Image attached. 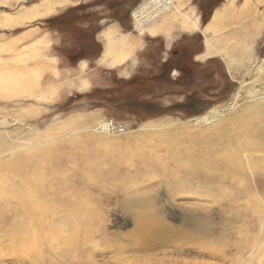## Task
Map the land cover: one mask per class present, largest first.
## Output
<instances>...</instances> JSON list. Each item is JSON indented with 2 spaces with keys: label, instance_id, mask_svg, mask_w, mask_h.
Listing matches in <instances>:
<instances>
[{
  "label": "rangeland",
  "instance_id": "obj_1",
  "mask_svg": "<svg viewBox=\"0 0 264 264\" xmlns=\"http://www.w3.org/2000/svg\"><path fill=\"white\" fill-rule=\"evenodd\" d=\"M40 1L0 0V75L34 71L57 92L53 102L0 94V119L12 121L0 128V180L47 194V209L33 212L47 227L34 220L11 235L16 246L5 235L0 264H34L38 253L43 264H264V150L239 152L234 123L264 120L255 69L264 1L234 10L228 0H186L202 24L192 32L172 19L156 35L138 31L135 11L150 0H71L44 19L3 24ZM216 12L217 53L202 62L203 26ZM110 30L132 46L115 69L101 61ZM214 108L221 117L206 125ZM74 115L84 118L64 127Z\"/></svg>",
  "mask_w": 264,
  "mask_h": 264
},
{
  "label": "bare ground",
  "instance_id": "obj_2",
  "mask_svg": "<svg viewBox=\"0 0 264 264\" xmlns=\"http://www.w3.org/2000/svg\"><path fill=\"white\" fill-rule=\"evenodd\" d=\"M253 1H255V3H261L264 0H247L245 3L242 4V6L241 5L240 6L243 7L244 10L248 9L249 7H252L255 5V3L253 4ZM70 2H71V0H41L38 4L36 3V5L30 7L28 10H25V11L23 10V12H20L19 15L7 16L6 18H4L3 24L5 26L12 28L15 26H19V24H22L25 22L28 23V22H33V21L39 20V19H44L45 17L56 13L58 11V9L63 8L64 6L68 5ZM184 2L186 3V0H150L147 4H145L144 6L140 7L139 9H137L135 11V21L137 23L136 24L137 30L140 32H143V33L147 32L150 35H156L163 28L165 29L167 24L171 21L170 19H172L174 21H178L180 23V26L189 32L199 31L202 27V24L199 22V17L196 15L195 9H193V8H190V10H188L189 8L186 9ZM237 3H238V0H228L227 9H230L231 7H233L234 10L237 9V5H238ZM219 12H216L215 15L213 16V18H211L212 20L207 25L203 26V31H204L203 33L208 38L206 40V51L202 55L197 57L202 62H205L209 56H213L217 53V49L214 46V43L211 42L212 39L209 36L212 34H216L219 31L218 30L219 29V27H218L219 16L221 14ZM33 36H34V33L29 32L22 38L26 39V38H31ZM105 37L107 39V46H106V50L104 52V55L101 59L102 63L111 69L121 67L126 62L128 57L130 56V53L132 51L131 43L127 39L126 35L121 34V33H119V34L113 33V31H111V30L107 31L105 33ZM41 44H43L42 41H40V40L37 41L33 45L32 51H34V50L36 51L37 47ZM255 69L259 75L264 76V64L263 63L259 66H256ZM14 71L15 70H13V72H10V71L8 73L6 72L7 76L6 75L5 76L0 75L1 76V78H0V80H1L0 81L1 82L0 83L1 84L0 94L4 99L6 98L7 100L15 101L18 98H21V97L26 98L29 96L31 98H36L37 101L41 100L44 102H53L55 100V97H57V92L55 90H53L52 88L44 89L41 86V84L39 82V78H40L39 73L34 72V71L22 72L23 70L22 71H15V72ZM245 86H246V84L242 83L241 88H243ZM89 88H90V85L86 81L81 82L79 85V91H88ZM255 108H256V106H255ZM219 111H220V109H218V108H214V109L210 110L208 112V114L204 118L201 119V121L203 123H205L206 125L214 124V122H216L219 119V117H221ZM92 117H95V115H92ZM82 118H84L83 115L82 116L81 115H74L69 121L66 122L64 127L73 126L74 124L76 125V123H79L82 120ZM251 121L250 120H244L241 117H239V119H236V121H234V123H238L240 126V134H242V135L244 134L242 139H241V145L239 146V152H241L243 155L244 154H254L255 149H259V148L264 150V120L263 121L260 120L261 122L259 124H253ZM103 122H104V124H103ZM103 122L101 125L99 123H97L98 125H100L99 127H102V125H107V124H105L106 123L105 120ZM10 123H12V121H3L0 119V128L1 127H8V126H10ZM102 132H104V130H102ZM2 135H5V134L4 133L0 134V136H2ZM237 135H238V133H237ZM232 138H234V137H232ZM221 142H222V140H221ZM236 143H238V142H236ZM236 146H237V144H236ZM230 147H231V145H230ZM230 147L228 149L229 151H236V149L233 148V147H235L234 145L232 146V148H230ZM223 148H225V147H223ZM217 150H219V149L217 148ZM259 154H260L259 156H261V153H259ZM22 184H23V182H22ZM38 188L30 187V186H28V184H24V185L19 187V185L17 186L15 184H11L8 181H4L2 179L0 180V248L3 247V245H2L3 239L2 238H4L5 235H6V237L7 236L9 237V235L11 236L14 234L16 237L17 234L15 232H17V231L18 232H21V231L27 232L30 228L33 227L34 224H32V223L38 217L35 214H33V212L38 210L42 206H44L45 210L47 209L46 208L47 203H46V199H45L47 194L44 195L45 193H43L42 191H38L37 190ZM58 204H59V202H58ZM2 205H5V208H9L11 210L12 214H8V213L2 214L1 211L4 209L3 208L4 206L2 207ZM50 205L55 206V204H53V202L50 203ZM32 207L34 209H32ZM49 208L51 209V207H48V211H49ZM53 209H54V207H53ZM54 210H51V211L53 212ZM62 210H63V208H62ZM4 213H6V212H4ZM67 213H69V212H67ZM75 213L77 214L76 211H75ZM1 214L3 215L2 217H1ZM50 214H52V213H50ZM54 216L55 215H53V217ZM67 217L70 218V215ZM42 220H44V222H45V220L47 221V219L45 217H42L40 220H38V221L35 220V221H37V223L39 225H41L42 229L43 228L45 229L47 226L44 225ZM193 221L194 220H192V222ZM74 222H76V221H74ZM74 222L72 221V223H74ZM80 222H82V221H80ZM8 232H9V234H8ZM21 234H22V232H21ZM15 237L11 236V238H10V240L13 242L14 246H16V244H17V243L14 244V241H15L14 239H16ZM88 238H90V237H88ZM4 240H6V239L4 238ZM22 241H24V240L22 239ZM8 242H9V239H8ZM12 242H11V244H12ZM18 244H20V243H18ZM22 248L25 249L24 246ZM24 249H22V250L24 251L23 253L25 255ZM2 250H0V261H3V259H4V253H3L4 250H3V252H2ZM10 250H12L10 252H12L13 254H17V253L20 254L19 252H17L20 250H17L16 247L15 248L12 247V249H10ZM10 252L9 253L7 252V253L10 254ZM24 257H26V256H24ZM81 258H82V256H81ZM17 259H19V258H17ZM20 259H21V257H20ZM43 260H44V256L41 255L40 253H38L36 256V260H35L34 264H43L44 263ZM79 260H77V261H79Z\"/></svg>",
  "mask_w": 264,
  "mask_h": 264
}]
</instances>
